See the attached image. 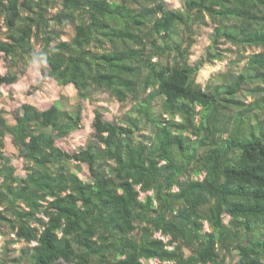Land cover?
<instances>
[{
    "label": "trees",
    "instance_id": "obj_1",
    "mask_svg": "<svg viewBox=\"0 0 264 264\" xmlns=\"http://www.w3.org/2000/svg\"><path fill=\"white\" fill-rule=\"evenodd\" d=\"M206 19L209 54L191 65L181 27ZM223 42L260 51L203 89L196 76ZM0 54L44 63L77 96L23 104L13 124L0 109V234L15 237L0 264H264V0H0ZM17 71L0 74V96ZM94 91L132 105L119 123L97 109L70 154L56 141L81 128Z\"/></svg>",
    "mask_w": 264,
    "mask_h": 264
},
{
    "label": "rangeland",
    "instance_id": "obj_2",
    "mask_svg": "<svg viewBox=\"0 0 264 264\" xmlns=\"http://www.w3.org/2000/svg\"><path fill=\"white\" fill-rule=\"evenodd\" d=\"M168 9L180 10L183 7L184 0H164ZM181 34L184 38L185 45L191 43L189 51V63L194 65L197 61L205 58L208 54L210 45V34L212 27L208 19L206 25L194 23L191 28L181 27ZM68 31V29H67ZM70 36L67 33L63 40H69ZM219 49L224 52L222 60H215L212 63L205 64L198 72L196 81L206 89V85L210 84L218 75L225 72L238 74L241 72L245 64V56L259 52L258 48H245L237 50L228 43L223 42ZM36 50L39 48L36 46ZM153 61H156L154 58ZM18 67L13 62L4 58L0 54V74L3 75L8 70L17 71L18 81L9 86L1 88L0 109L4 112L5 118L11 123H14V115L20 110L23 104H31L39 110H44L51 107L57 101L61 102L64 108H69L77 103L76 91L72 86H62L53 78L42 77L40 70L46 67L44 63L36 60H26L20 63ZM17 69V70H16ZM24 70V71H21ZM23 72V73H22ZM41 81V84H38ZM245 104H249L253 99L249 96L242 97ZM82 126L76 131L71 132L66 138L56 141L57 147L72 154L84 148L88 141L93 136L92 123L95 118V111L99 109L103 119L112 123H119L127 114L131 107V102L120 104L116 99L109 94L101 91H94L89 100L82 102ZM179 121V118H177ZM7 157L11 158V163L15 167V174L24 177L26 172L23 170V162L17 156V151L12 145L9 137L5 139V148L3 150ZM76 170V169H74ZM77 171V170H76ZM78 176L83 181L89 180V173L86 166L82 165L77 171ZM144 195L141 197L143 198ZM227 221V218H225ZM3 234H0V259L3 256L4 245L7 240L15 239L6 226L1 227ZM24 247L23 242H16L9 245L7 254L10 258L19 256V251Z\"/></svg>",
    "mask_w": 264,
    "mask_h": 264
}]
</instances>
